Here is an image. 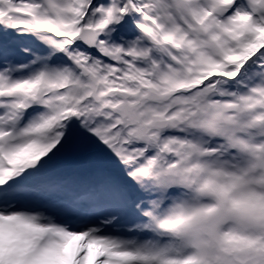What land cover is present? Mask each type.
Segmentation results:
<instances>
[{"label": "snow or ice", "instance_id": "1", "mask_svg": "<svg viewBox=\"0 0 264 264\" xmlns=\"http://www.w3.org/2000/svg\"><path fill=\"white\" fill-rule=\"evenodd\" d=\"M0 264H264V0H0Z\"/></svg>", "mask_w": 264, "mask_h": 264}]
</instances>
